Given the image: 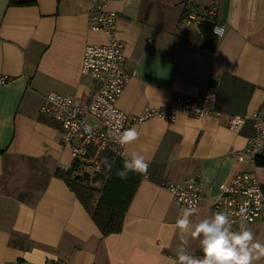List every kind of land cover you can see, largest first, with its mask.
I'll use <instances>...</instances> for the list:
<instances>
[{"label": "crops", "instance_id": "1", "mask_svg": "<svg viewBox=\"0 0 264 264\" xmlns=\"http://www.w3.org/2000/svg\"><path fill=\"white\" fill-rule=\"evenodd\" d=\"M215 4L225 24L214 48L202 45L184 12ZM98 0H0V264H175L188 251L201 257L199 241L175 227L184 209L163 180L192 179L203 197L193 223L210 216L221 184L239 170L264 186V167L239 161L252 119L239 131L231 114L264 111V0H106L116 12L115 34L124 42L129 73L117 105L128 115L171 103L177 93L201 98L213 91L220 115L178 113L133 122L139 139L124 147L149 161L126 209L122 229L102 235L91 213L56 170L73 162L61 125L40 111L55 91L87 97L93 80L81 72L84 45L105 42L91 28ZM200 34V35H199ZM210 78L216 79L210 86ZM80 172L98 166L88 160ZM264 243V219L247 225ZM238 230V229H235ZM255 264H264V258Z\"/></svg>", "mask_w": 264, "mask_h": 264}, {"label": "built area", "instance_id": "2", "mask_svg": "<svg viewBox=\"0 0 264 264\" xmlns=\"http://www.w3.org/2000/svg\"><path fill=\"white\" fill-rule=\"evenodd\" d=\"M105 6L106 0H98L90 26L94 30L103 31L107 40L100 43L87 42L82 56L81 72L93 80V92L84 98L50 91L44 96L40 106L42 113L60 123L62 143L70 148L74 159H86L93 166L99 165L97 153L103 150H110L115 155L126 158L125 146L113 143L109 137V133L116 129L126 130L131 123L151 116L173 120L178 113L203 116L220 115L222 112L212 104L215 98L213 91L204 93L201 98L177 93L168 105L151 107L134 116L120 109L117 101L129 73L125 68L124 42L114 32L116 12ZM217 12L215 4L202 11L189 8L184 12L183 21L197 27L204 21L212 22V32L219 36L224 32L225 24L218 21ZM7 81V75H0L1 84ZM248 119L253 121V130L247 136L243 151L234 153L237 160L246 162L253 161L257 154L264 153V111L257 108L250 112L235 113L228 120V127L239 131ZM141 175L146 177L147 173ZM161 185L184 210L200 205L203 197L200 183L192 179H167ZM210 211L227 213L233 230L238 229L241 223L248 225L264 219V191L259 179L248 170H239L229 181L221 184L220 192L212 199ZM56 264L67 263L58 260Z\"/></svg>", "mask_w": 264, "mask_h": 264}, {"label": "clouds", "instance_id": "3", "mask_svg": "<svg viewBox=\"0 0 264 264\" xmlns=\"http://www.w3.org/2000/svg\"><path fill=\"white\" fill-rule=\"evenodd\" d=\"M139 135L136 128L123 131L116 129L109 133L113 143L122 147L137 141ZM100 165L111 172L114 162L103 157ZM148 168L149 161L145 156L134 151L126 154L123 167L117 170L116 175L124 180L128 178L129 173L145 174ZM97 170H100V166ZM196 212V207L186 208L176 220L175 227L182 235L186 234L199 241L202 256L191 254L188 251V239H184L182 246L177 250L175 264H255L264 258V243L255 238V234L246 224L241 223L238 230H233L229 215L223 211L212 213L193 223L190 218Z\"/></svg>", "mask_w": 264, "mask_h": 264}, {"label": "trees", "instance_id": "4", "mask_svg": "<svg viewBox=\"0 0 264 264\" xmlns=\"http://www.w3.org/2000/svg\"><path fill=\"white\" fill-rule=\"evenodd\" d=\"M212 22L204 21L199 25L201 30L202 45L214 48L217 36L212 32ZM200 35V34H199ZM99 164L103 157L114 162L111 172L105 170L102 165L100 170L92 175L80 172L87 164L86 159H75L73 164L65 170H56V174L62 177L70 189L75 193L80 202L91 213L92 219L100 229L102 235L119 232L122 229L124 214L135 192L141 174L129 173L127 179H120L116 172L122 169L124 159L115 155L110 150L97 153ZM258 166L264 167V153L254 157ZM82 167V168H81Z\"/></svg>", "mask_w": 264, "mask_h": 264}, {"label": "water", "instance_id": "5", "mask_svg": "<svg viewBox=\"0 0 264 264\" xmlns=\"http://www.w3.org/2000/svg\"><path fill=\"white\" fill-rule=\"evenodd\" d=\"M208 84H209L210 86H215V84H216V79L210 78L209 81H208Z\"/></svg>", "mask_w": 264, "mask_h": 264}, {"label": "rangeland", "instance_id": "6", "mask_svg": "<svg viewBox=\"0 0 264 264\" xmlns=\"http://www.w3.org/2000/svg\"><path fill=\"white\" fill-rule=\"evenodd\" d=\"M90 119L91 120H93V117H90ZM261 183V182H260ZM261 185H262V183H261ZM262 189H263V191H264V186L262 185ZM183 208V207H182Z\"/></svg>", "mask_w": 264, "mask_h": 264}]
</instances>
